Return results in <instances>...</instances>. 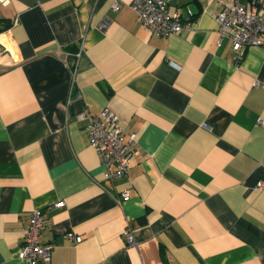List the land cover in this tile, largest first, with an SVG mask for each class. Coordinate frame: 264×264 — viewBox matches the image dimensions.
I'll use <instances>...</instances> for the list:
<instances>
[{"label": "crops", "instance_id": "obj_1", "mask_svg": "<svg viewBox=\"0 0 264 264\" xmlns=\"http://www.w3.org/2000/svg\"><path fill=\"white\" fill-rule=\"evenodd\" d=\"M113 1L0 3V264H23L33 210L43 264H264V47L233 61L231 0H170L186 28L169 36ZM105 108L137 136L113 180L78 117Z\"/></svg>", "mask_w": 264, "mask_h": 264}, {"label": "built area", "instance_id": "obj_2", "mask_svg": "<svg viewBox=\"0 0 264 264\" xmlns=\"http://www.w3.org/2000/svg\"><path fill=\"white\" fill-rule=\"evenodd\" d=\"M9 0H0L6 4ZM170 0H131L129 8L135 14V20L145 31H150L158 36L178 34L186 28L184 20L177 14H169L167 5ZM114 11L120 8L118 0H114L111 7ZM190 15V12H188ZM218 22L219 41L227 37L231 41L232 58L235 63L241 59V50L247 46L264 47V12L258 13V3L250 0L245 4L240 0H231L222 6L216 16ZM107 19L100 22V27L105 28ZM80 52L74 54L71 72L74 74ZM258 85V83H256ZM86 119V132L89 135V145L96 151L100 162L105 166L104 178L113 180L123 177L130 165L132 154L136 147V134H126L122 122L117 114L105 108L98 114L82 113L78 116ZM256 189L264 188V182L259 181ZM128 197V191L123 190L114 199L119 203ZM62 205L58 202L56 206ZM28 225L24 232L22 243L19 245L18 257L23 264H43L49 260L50 245L39 243V232L44 227L42 211L33 210L28 216ZM126 244L134 245L135 241L130 230L123 232ZM73 242L80 238L73 233L68 234Z\"/></svg>", "mask_w": 264, "mask_h": 264}, {"label": "trees", "instance_id": "obj_3", "mask_svg": "<svg viewBox=\"0 0 264 264\" xmlns=\"http://www.w3.org/2000/svg\"><path fill=\"white\" fill-rule=\"evenodd\" d=\"M68 49H69V50H70V49L72 50V49H73V47H68ZM69 52H70V51H69Z\"/></svg>", "mask_w": 264, "mask_h": 264}]
</instances>
